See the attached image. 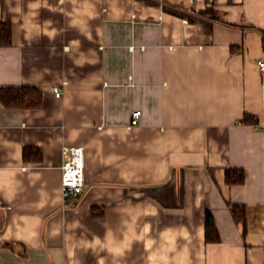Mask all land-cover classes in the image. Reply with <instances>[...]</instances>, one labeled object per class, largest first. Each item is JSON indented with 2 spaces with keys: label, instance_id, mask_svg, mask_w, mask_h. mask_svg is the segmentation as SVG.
I'll use <instances>...</instances> for the list:
<instances>
[{
  "label": "crops",
  "instance_id": "crops-1",
  "mask_svg": "<svg viewBox=\"0 0 264 264\" xmlns=\"http://www.w3.org/2000/svg\"><path fill=\"white\" fill-rule=\"evenodd\" d=\"M1 21L0 86L43 101L0 102V264H264V0H0Z\"/></svg>",
  "mask_w": 264,
  "mask_h": 264
},
{
  "label": "trees",
  "instance_id": "trees-1",
  "mask_svg": "<svg viewBox=\"0 0 264 264\" xmlns=\"http://www.w3.org/2000/svg\"><path fill=\"white\" fill-rule=\"evenodd\" d=\"M12 42V25L10 22H0V46H8ZM263 48H264V33H263ZM43 101V92L41 89L31 86H0V102L6 108L30 109L38 108ZM252 117V116H250ZM249 115L244 118L247 121ZM23 156L26 160L39 161L42 159V152L36 147H25ZM246 175L243 168H228L225 171V181L227 184L235 185L245 182ZM232 215L241 227L243 236L245 237L248 231L246 206L235 204L231 206ZM94 215L97 213L94 212ZM206 235L208 241H217L218 234L214 226L213 218L209 210L206 212Z\"/></svg>",
  "mask_w": 264,
  "mask_h": 264
},
{
  "label": "built area",
  "instance_id": "built-area-1",
  "mask_svg": "<svg viewBox=\"0 0 264 264\" xmlns=\"http://www.w3.org/2000/svg\"><path fill=\"white\" fill-rule=\"evenodd\" d=\"M258 64L264 72V61L259 60ZM56 96H61L62 89L54 88ZM141 111L133 110L130 126L139 123ZM64 151L70 154V157L65 160L62 166V199L65 208L72 207L77 198L84 190L85 186V159L84 148L82 146H64Z\"/></svg>",
  "mask_w": 264,
  "mask_h": 264
}]
</instances>
